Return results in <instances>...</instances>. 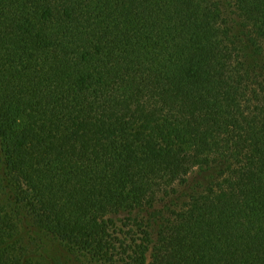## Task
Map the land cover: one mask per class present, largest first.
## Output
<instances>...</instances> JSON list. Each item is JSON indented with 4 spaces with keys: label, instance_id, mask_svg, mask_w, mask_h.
Here are the masks:
<instances>
[{
    "label": "trees",
    "instance_id": "1",
    "mask_svg": "<svg viewBox=\"0 0 264 264\" xmlns=\"http://www.w3.org/2000/svg\"><path fill=\"white\" fill-rule=\"evenodd\" d=\"M23 228L264 264V0H0V264H40Z\"/></svg>",
    "mask_w": 264,
    "mask_h": 264
},
{
    "label": "rangeland",
    "instance_id": "2",
    "mask_svg": "<svg viewBox=\"0 0 264 264\" xmlns=\"http://www.w3.org/2000/svg\"><path fill=\"white\" fill-rule=\"evenodd\" d=\"M22 235L40 264H81L80 260L67 253L63 245L40 231L23 228Z\"/></svg>",
    "mask_w": 264,
    "mask_h": 264
}]
</instances>
